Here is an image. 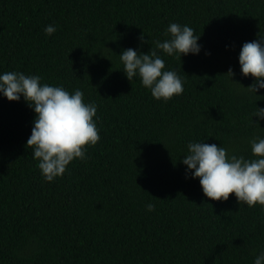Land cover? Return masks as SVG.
<instances>
[{"label":"trees","instance_id":"16d2710c","mask_svg":"<svg viewBox=\"0 0 264 264\" xmlns=\"http://www.w3.org/2000/svg\"><path fill=\"white\" fill-rule=\"evenodd\" d=\"M170 23L193 28L202 51L159 53L184 81L164 102L127 79L119 55L149 53ZM260 34L264 0H0V73L80 89L100 134L85 160L46 182L27 147L36 114L0 96V264H254L264 207L208 199L181 161L192 141L251 158L264 90L243 89L254 78L239 53Z\"/></svg>","mask_w":264,"mask_h":264},{"label":"clouds","instance_id":"9594fccd","mask_svg":"<svg viewBox=\"0 0 264 264\" xmlns=\"http://www.w3.org/2000/svg\"><path fill=\"white\" fill-rule=\"evenodd\" d=\"M44 32L52 36L56 27L48 25ZM164 36L166 39L156 41L155 48L147 54L128 48L119 57L129 81L138 77L154 99L168 102L183 94L184 81L176 70L166 68L159 53L181 59L199 55L202 46L201 36L188 25L170 23ZM139 40L145 42L144 34ZM239 64L244 77L254 78V83L243 89L259 97L257 93L264 90V35L243 44ZM234 75L229 68L225 76L233 82ZM41 81L39 75L20 71L0 73V96L10 102H20L23 98L36 114L27 147L32 150V158L38 162L43 179L52 183L68 172L72 162L85 160L87 149L100 141L96 123L98 107L95 103H86L80 89L70 93L63 86ZM253 117L264 120V108L257 107ZM254 124L260 127L259 123ZM248 144L251 158L230 153L222 145L189 142L181 161L186 166V178L199 180L204 196L210 200L228 201L234 194L238 203L249 208L264 207V137L254 136ZM146 209L153 212L155 205L148 203ZM254 264H264V250L255 257Z\"/></svg>","mask_w":264,"mask_h":264}]
</instances>
